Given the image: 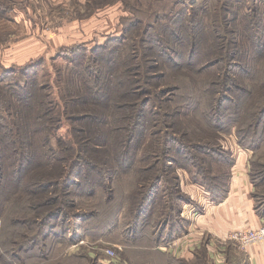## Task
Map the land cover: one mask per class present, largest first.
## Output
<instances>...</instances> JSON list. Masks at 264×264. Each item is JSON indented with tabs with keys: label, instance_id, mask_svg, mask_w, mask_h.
<instances>
[{
	"label": "rangeland",
	"instance_id": "obj_1",
	"mask_svg": "<svg viewBox=\"0 0 264 264\" xmlns=\"http://www.w3.org/2000/svg\"><path fill=\"white\" fill-rule=\"evenodd\" d=\"M169 1H172V4ZM190 2L193 3L199 18L211 25V28L225 15L222 23H227V32L216 30V33L219 32L225 37L228 35V39L236 42L238 33L232 28L239 26L240 42L246 41L244 38L247 37V33L248 41L253 40L251 35L255 32L261 38L259 44L264 40V0H0V87L36 76L40 84L51 86L49 84H53L52 81L62 78V72L69 74L72 68H75L76 62L83 64L89 62L94 66L95 63L87 61L83 55H88L92 49L105 45H112L109 51L115 48H117L115 51H119L124 44L122 47L132 60L129 62L132 63V67L138 68L142 54L153 55L150 51L151 46L155 44L163 49L159 46L161 44L158 45L154 41L155 38L172 37V34L166 32L163 27L160 31L148 29L150 22H154L152 17L155 10L163 8V5H174L175 11L186 9L189 13ZM223 10L225 13L221 12ZM176 16L178 14L175 13L170 17L174 19ZM162 18L163 16H160L156 21H161ZM244 26L251 28V31L247 32ZM129 27L133 32L130 34L132 38L124 40L123 36L127 34L125 29ZM207 29L211 31L208 27L200 30L203 39L210 38L204 35ZM146 58L148 62L149 58ZM147 64L148 73L152 71L153 77L158 76V70L153 68L154 64L151 62ZM155 66L159 64L155 63ZM159 68L164 72L163 68ZM231 70L246 87L248 93H245V97L242 95L243 100L249 98L251 100L256 94L254 101L258 100V104L255 109L260 107L259 113L263 109L261 112L263 117L257 121L258 116L256 122L249 123V133L246 137H242L238 123L228 121L225 124L220 123L221 126L217 127L216 132L213 130L214 133L206 129L198 130L197 133L201 131L204 133L196 140L205 141L207 138L219 143L225 156L216 155L217 158L213 157L210 162L213 173L222 176L229 173L228 167L231 165L227 162L234 163L237 151L248 152L247 161L255 205L259 207V212L264 214V92H262L264 66L256 82L252 80L254 72L243 65L239 64L237 68L230 63L225 67L224 74H229ZM245 75H248V79ZM71 76L74 77L72 73ZM142 84L140 81L139 91L147 93L146 85ZM62 85L63 83L60 84ZM53 88H56V85ZM172 88L173 86L163 88L160 94L171 91ZM49 89L50 87H46L47 91ZM146 95L145 98L148 99L150 94ZM51 98H56V104L62 105L57 97ZM123 100L130 99L128 97ZM64 113L60 111L56 116L57 124L52 134V146L58 144L59 150L56 155L67 157L66 145L74 142L77 124L73 123V116ZM252 116L253 114L250 117ZM255 118L256 116H253L251 119ZM154 124L157 125L156 121ZM160 130L155 129L154 133L160 134L161 132H158ZM255 134L259 136L258 139H255ZM151 146L149 156L139 149L137 157L140 158H136L131 172L121 173L112 180L105 177L100 184L94 183V187L97 186V194L92 197L88 185L93 182L89 181L88 177L83 180L85 186L81 182L68 186L63 183L61 195L57 189L39 194L33 191V182L39 179L37 177L43 176L47 180H53L54 174L57 173L55 168L67 166L65 161L50 168L38 169L30 175L34 177L38 174L36 178H31V181L29 177L22 184H13L10 181L8 193L0 194V205L3 203V209L0 210V247L3 251L0 255V264H156L153 257L155 255L149 254V247L154 246L156 240L152 238L159 230L163 238L157 241L155 248L160 251L157 252L160 255L158 258L161 264H164L163 255L167 254L165 240L168 234L166 237L164 225L156 224V221L162 219L166 215L165 212H168L165 209V202L175 199L178 212H172L171 222L175 223L174 230H177L180 224L185 222L179 211L182 206L199 207L200 204L194 198V196L197 198L199 193V198L202 193L209 200H212L214 195L213 192L207 191L208 186L197 174V167L190 160L192 152L193 157L203 158L204 154L200 153L199 148L193 147L191 153H184L181 146L176 144L177 152H169L174 155L175 160L173 167H167L166 177L169 184L172 182L169 190L167 183H163L162 180L156 201L146 206V213L143 212L137 218V202L146 195V188H142L141 184L145 180L148 181L153 172V170L144 172V167L158 160L155 134L151 136ZM119 150L118 147L111 145L106 152L102 151L106 156L112 154L111 157L100 160L102 154L101 158L96 160V164L106 168L115 166L113 159L120 153ZM164 159L171 160L166 156ZM141 168L142 171L139 173ZM184 185H188L189 188L196 186L200 191L198 194L190 193L196 190L193 188L190 191L187 188L185 190ZM90 186L93 187V184ZM67 189L70 190L66 191ZM80 189H85V193ZM50 208L51 211H46ZM108 249H113L114 253H108ZM204 261V264H212L211 258ZM238 262L240 263L236 264H247L244 258H239ZM182 263L192 264L179 259H176L174 264Z\"/></svg>",
	"mask_w": 264,
	"mask_h": 264
},
{
	"label": "trees",
	"instance_id": "obj_2",
	"mask_svg": "<svg viewBox=\"0 0 264 264\" xmlns=\"http://www.w3.org/2000/svg\"><path fill=\"white\" fill-rule=\"evenodd\" d=\"M169 3L172 4V1ZM190 3L189 13L186 9L175 11L174 5H163V8L155 10L152 17L154 22H150L152 26L149 24L148 29L160 31L164 28L166 32L172 34V37L155 38L154 41L158 45L161 44L159 46L166 51L154 44L150 50L153 55L142 54L138 68L132 67V63L129 62L132 60L122 47L124 44L119 51H115L117 48L109 51L112 45H105L92 49L88 55H83L87 61L94 62V66L89 62L85 64L76 62L75 68L69 70V74L62 72V78L52 81L53 84H49L51 86L40 84L36 76L0 87V194L8 193L10 181L13 184H22L27 177L31 181V178H36L38 174L34 177L30 175L38 169L50 168L65 161L67 166L55 168L57 173L54 174L53 180H47L43 176L37 177L39 179L34 180L33 191L39 194L47 192L46 190L50 192L57 189L58 194L61 195L64 184L68 186L81 182L85 186L83 180L88 177L89 181L93 182V187L90 186L92 184L88 185L92 197L97 194V186L94 187V183L100 184L105 177L112 180L121 173L131 172L136 158H140L137 157L140 148L149 156L152 147L151 136L155 134L158 160L144 167V172L150 170L153 172L148 177V181L145 180L141 184L142 188H146V195L137 202V218L146 211V206L156 201L162 180L163 183H167L169 190L172 182L169 184L166 177L167 167H173L175 161L174 155L169 152H177L176 144L181 146L184 153H191V147L199 148L204 157H193V152L190 157L197 167V174L208 186L207 191L213 192V201L225 196L229 173L223 176L213 173L210 162L216 155L224 157L225 153L214 139L196 140L204 133L197 131L206 129L214 133L217 127L221 126L220 123L231 121L234 124L238 123L242 137H246L249 133V123L256 122L258 116L257 121L263 117L261 115L263 109L261 108L260 113V107L255 109L258 104V100L254 101L256 94L252 101L249 97L248 100H243L242 95L244 94L245 97V93H248L246 87L240 83L232 70L229 74H224V71L230 63L237 68L239 64L243 65L254 72L252 80L256 82L264 66V40L259 44L261 38L255 32L251 35L253 40L248 41L247 33V37L244 38L246 41L240 42L238 36L240 27L237 26L232 29L238 33V40L232 41L228 39V35L225 37L219 32L216 33V30L227 32V23H222L225 15L211 28V25L199 18L193 3ZM221 12L225 13L224 10ZM175 13L178 16L172 19L170 16ZM160 16H163L164 21H156ZM207 27L211 31L207 29L204 35L210 38L203 39L200 30H205ZM243 28H246L247 32L251 31V28L245 26ZM125 30L127 34L123 39H131L132 29L129 27ZM228 30L231 31L229 28ZM146 57L149 58L148 62L154 64V70H158V76L153 77L152 71L148 73L149 71L146 70L149 66ZM155 63L159 66H155ZM159 67L163 68L164 72ZM245 76L248 79V75ZM140 81L143 82V86L146 85L147 93L139 91ZM62 83L63 85L60 86ZM55 85L56 88H53ZM170 86H173L171 91L160 94L161 89ZM46 87L50 89L47 91ZM44 89L46 92L43 91ZM146 94H150L148 99L145 98ZM52 96L57 97L62 105L56 104V98L52 99ZM128 97L130 100H123ZM60 111L73 116V123L77 124L74 142L66 145L67 157L56 155L59 150L58 144L52 146V134L57 124L56 116ZM251 114L256 118L251 119L253 117H250ZM155 121L157 125L154 124ZM155 129H161L158 131L161 133H154ZM258 137L255 134V139ZM145 140L147 143L144 144ZM111 145L120 149V153L118 152L119 154L113 159L115 166L106 168L97 165L96 160L100 159L102 154L100 160L111 157L112 154L106 156L104 153ZM164 156L171 160L166 161ZM107 163L106 160L105 164ZM228 163L232 164V162ZM141 171L142 168L138 172ZM80 191L85 193V189ZM174 200L165 202V209L168 212H165L166 215L162 219L156 221V224L164 225L165 236L167 237L168 234L165 241L175 231V223L171 222L173 213L177 211ZM256 207L259 211V207ZM2 209L3 203L0 205V210ZM51 210L50 208L46 211ZM46 214L47 212L44 215ZM169 223L170 225L167 226ZM153 236V238L148 237L156 240L154 246L150 245L149 254L155 255L153 257L156 264H161L158 258L160 255L157 253L160 251L155 247L163 236L160 230ZM2 254L0 247V255ZM163 257L164 264L176 262V259L173 260L169 256L163 255ZM207 258L206 253H203L199 262L192 264H204Z\"/></svg>",
	"mask_w": 264,
	"mask_h": 264
},
{
	"label": "crops",
	"instance_id": "obj_3",
	"mask_svg": "<svg viewBox=\"0 0 264 264\" xmlns=\"http://www.w3.org/2000/svg\"><path fill=\"white\" fill-rule=\"evenodd\" d=\"M247 154L246 150L237 151L234 163L228 167L227 192L220 200H209L202 193L199 198L200 190L196 186L184 185L185 190H196L190 193H199L194 198L200 206L180 208L185 222L165 241L166 256L198 263L206 253L212 264H236L240 263L239 258H244L247 264H264V241L243 249L226 238L232 230L264 224V214L257 210L252 193Z\"/></svg>",
	"mask_w": 264,
	"mask_h": 264
},
{
	"label": "built area",
	"instance_id": "obj_4",
	"mask_svg": "<svg viewBox=\"0 0 264 264\" xmlns=\"http://www.w3.org/2000/svg\"><path fill=\"white\" fill-rule=\"evenodd\" d=\"M226 238L234 241L240 247H247L251 244L264 241V224L253 228L244 227L235 229L227 233ZM108 253L113 254V249H108Z\"/></svg>",
	"mask_w": 264,
	"mask_h": 264
}]
</instances>
